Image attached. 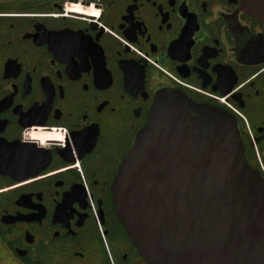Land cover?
Here are the masks:
<instances>
[{"label": "flooded vegetation", "instance_id": "1", "mask_svg": "<svg viewBox=\"0 0 264 264\" xmlns=\"http://www.w3.org/2000/svg\"><path fill=\"white\" fill-rule=\"evenodd\" d=\"M161 89L232 104L264 167V21L241 0H0V142L44 165L0 173V264H148L113 182Z\"/></svg>", "mask_w": 264, "mask_h": 264}, {"label": "water", "instance_id": "2", "mask_svg": "<svg viewBox=\"0 0 264 264\" xmlns=\"http://www.w3.org/2000/svg\"><path fill=\"white\" fill-rule=\"evenodd\" d=\"M264 21V0H241ZM34 147L0 142V173L43 168ZM118 218L148 264H264V176L237 119L161 89L113 182Z\"/></svg>", "mask_w": 264, "mask_h": 264}, {"label": "built area", "instance_id": "3", "mask_svg": "<svg viewBox=\"0 0 264 264\" xmlns=\"http://www.w3.org/2000/svg\"><path fill=\"white\" fill-rule=\"evenodd\" d=\"M224 102H225V99L223 98L222 99ZM226 103V102H225ZM232 110H234V111H237L236 109H235V107L232 105V104H230V103H226Z\"/></svg>", "mask_w": 264, "mask_h": 264}]
</instances>
